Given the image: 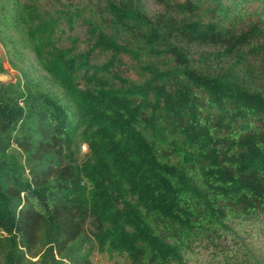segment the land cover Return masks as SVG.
<instances>
[{"label": "trees", "instance_id": "trees-1", "mask_svg": "<svg viewBox=\"0 0 264 264\" xmlns=\"http://www.w3.org/2000/svg\"><path fill=\"white\" fill-rule=\"evenodd\" d=\"M154 1L56 16L0 0L19 73L3 80L0 58V264H93L94 240L127 264H188L197 234L264 215V15L245 30L248 0ZM81 20L90 48L65 47ZM197 45L223 51L209 64ZM121 54L149 76L125 87Z\"/></svg>", "mask_w": 264, "mask_h": 264}, {"label": "rangeland", "instance_id": "rangeland-1", "mask_svg": "<svg viewBox=\"0 0 264 264\" xmlns=\"http://www.w3.org/2000/svg\"><path fill=\"white\" fill-rule=\"evenodd\" d=\"M183 1V0H181ZM151 14H157L163 7L154 0H147ZM84 4V0H41V8L44 14H55L56 16L61 11H67L69 5ZM209 5V3H208ZM247 7L249 10V20L252 23H247L244 26L247 30L254 24L261 14L264 15V0H248ZM83 12L86 14L88 10L83 7ZM88 26L82 20L73 31L67 29L64 36V46L69 47L74 44L75 40L78 46L85 51L90 48L87 45ZM196 56H207L208 63L216 62L215 54L223 51L222 47L212 46H195ZM112 53L97 50L93 64L101 65L111 59ZM0 58L4 59L8 74L2 75L1 78L8 83H14L19 75L17 70L11 68L7 61L6 50L0 43ZM120 59L123 61L119 68L127 80L125 87L138 84L149 76V72L145 69L151 61L138 63L132 56L121 54ZM157 65L159 63H156ZM226 66L229 62L225 63ZM259 67L256 63L255 68ZM264 77V68H263ZM92 73L89 75L82 74L79 77V85L84 89L92 88ZM89 152L88 145L85 143L81 149L83 159L86 158ZM231 232L225 231H208L204 235L197 234L191 243V251L187 256L188 264H264V215L260 218H254L247 221H238L233 224ZM92 248L93 264H127L128 260L125 256L112 252L108 248L101 249L96 240L89 245Z\"/></svg>", "mask_w": 264, "mask_h": 264}, {"label": "crops", "instance_id": "crops-1", "mask_svg": "<svg viewBox=\"0 0 264 264\" xmlns=\"http://www.w3.org/2000/svg\"><path fill=\"white\" fill-rule=\"evenodd\" d=\"M4 64H5V62H4ZM5 66H6V64H5ZM7 68V67H6Z\"/></svg>", "mask_w": 264, "mask_h": 264}]
</instances>
